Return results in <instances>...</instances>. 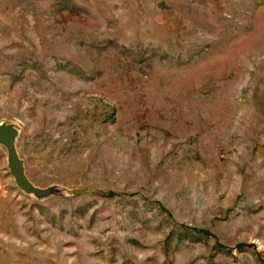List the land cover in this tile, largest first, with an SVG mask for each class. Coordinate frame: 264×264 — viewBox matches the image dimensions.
I'll list each match as a JSON object with an SVG mask.
<instances>
[{
    "label": "rangeland",
    "instance_id": "1",
    "mask_svg": "<svg viewBox=\"0 0 264 264\" xmlns=\"http://www.w3.org/2000/svg\"><path fill=\"white\" fill-rule=\"evenodd\" d=\"M0 264H264V0H0Z\"/></svg>",
    "mask_w": 264,
    "mask_h": 264
},
{
    "label": "water",
    "instance_id": "2",
    "mask_svg": "<svg viewBox=\"0 0 264 264\" xmlns=\"http://www.w3.org/2000/svg\"><path fill=\"white\" fill-rule=\"evenodd\" d=\"M13 135L14 131L9 125L0 127V144L5 145L9 149L11 164L14 169H20L21 161L15 150Z\"/></svg>",
    "mask_w": 264,
    "mask_h": 264
}]
</instances>
